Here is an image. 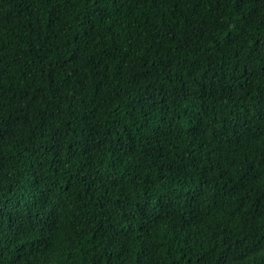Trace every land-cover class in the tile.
<instances>
[{
  "label": "trees",
  "instance_id": "1",
  "mask_svg": "<svg viewBox=\"0 0 264 264\" xmlns=\"http://www.w3.org/2000/svg\"><path fill=\"white\" fill-rule=\"evenodd\" d=\"M0 264H264V0H0Z\"/></svg>",
  "mask_w": 264,
  "mask_h": 264
}]
</instances>
